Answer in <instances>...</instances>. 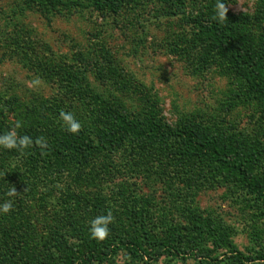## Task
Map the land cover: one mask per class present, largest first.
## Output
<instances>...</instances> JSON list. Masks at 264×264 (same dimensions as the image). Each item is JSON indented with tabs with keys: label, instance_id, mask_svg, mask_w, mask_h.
Masks as SVG:
<instances>
[{
	"label": "rangeland",
	"instance_id": "1",
	"mask_svg": "<svg viewBox=\"0 0 264 264\" xmlns=\"http://www.w3.org/2000/svg\"><path fill=\"white\" fill-rule=\"evenodd\" d=\"M39 1L0 0L5 127L19 120V134L31 128L50 135L55 129L53 143L64 133L73 139L59 113L73 112L82 134L97 109L82 92L91 90L131 121L155 117L170 128L187 122L205 137L230 142L240 159L254 156L248 163L264 184V109L247 96L227 56L212 51L188 22L215 16L216 0H183L181 9L160 0H125L114 10L92 7L90 0H59L88 7L50 10ZM224 2L228 17L247 18L244 33L264 61V0ZM77 73L81 79L70 81ZM34 77L43 83L30 88L26 82ZM146 147L130 139L116 151L72 153L38 164L0 148V204L13 200L12 211L0 213L5 253L50 260L62 252L56 241H67L72 250L82 246L76 231L98 249L120 238L121 230L139 228L147 236L143 247L160 242L187 252L157 263L120 252L115 264H204L201 256L222 257L225 242L245 255L264 254V208L256 195L214 161L193 156L195 167L175 163L179 153L172 141L152 145L162 153L158 159L145 157ZM10 186L17 197L6 195ZM109 210L115 218L109 237L92 239L91 220Z\"/></svg>",
	"mask_w": 264,
	"mask_h": 264
},
{
	"label": "trees",
	"instance_id": "2",
	"mask_svg": "<svg viewBox=\"0 0 264 264\" xmlns=\"http://www.w3.org/2000/svg\"><path fill=\"white\" fill-rule=\"evenodd\" d=\"M125 0H90L91 6L98 9L114 10ZM181 9L184 7L183 0H160ZM41 6L47 9L55 10L57 8L71 9L87 8L88 5L82 3H66L59 0H41ZM60 8V9H61ZM215 16L189 19L199 29L200 36L211 43V50L223 53L228 58V65L236 77L242 78L246 83L247 96L256 99L257 103L264 109V61L261 55L255 50L252 40L244 33V26L247 25L245 16L228 17L224 22H218ZM97 73H101L99 67L95 68ZM99 73V74H100ZM79 74L69 75L70 81H78ZM81 79V78H80ZM89 102L96 104L95 113L90 111L88 124L82 134H75V138L71 139V135L62 134L59 140L54 142L53 133L58 132L55 129L48 133L41 132V135L35 133L34 130L28 128L27 132H21L20 135H28L35 140L39 136H44L48 140V147L41 150L39 147L33 146L26 149L23 153L26 160L34 164L46 163L52 159L65 158L72 153H89V152H112L119 149L127 140L133 139L135 142L141 143L142 146L148 144V147L141 149L143 155L147 158H161L162 153L154 150L152 145L162 142L176 143L178 148V156H175V163L186 164L195 167L193 156L214 161L219 169L233 175L241 184L251 193L256 195L258 201L264 208V184L256 178L252 173V167L248 161L254 156L248 155L240 159L230 142L225 143L223 139L216 140L214 138L205 137L201 128L187 122H180L176 127L163 126L162 122L155 117L152 122L131 121L126 114H123L121 107L111 106L103 101L99 96L95 95L91 90L82 91ZM264 113V112H263ZM150 120V119H148ZM9 130L0 121V134ZM39 132L40 127L37 129ZM61 132V131H60ZM95 135V136H94ZM49 136V137H48ZM94 136V137H93ZM51 138V139H49ZM62 139V141H61ZM62 142V143H60ZM176 148V149H177ZM246 158V159H245ZM35 167V166H34ZM130 215L126 216V221L130 219ZM77 225V224H76ZM74 227V226H73ZM132 227V226H131ZM78 227H75V231ZM76 240L81 241L82 246L72 248L67 241L56 242L53 246L62 250L60 256L47 260L42 256H35L33 259L23 257L20 259L15 257V252L10 254L4 251L3 245L7 248V241L0 242V261L4 264H115L114 259L120 252H125L132 260L146 261L157 263L162 257L170 255L172 258H183L187 251L174 248L171 249L165 244L156 243L149 248L142 246L141 240L147 238L145 231L137 228L135 231L121 230V237L102 244L98 249L94 247V243H89L85 236L76 231ZM226 252L222 257L226 258L227 264H264V254L255 253L253 255H245L235 249L230 243H224ZM193 251V250H190ZM220 256L210 257L208 255L201 256L204 264H219L223 262Z\"/></svg>",
	"mask_w": 264,
	"mask_h": 264
},
{
	"label": "clouds",
	"instance_id": "3",
	"mask_svg": "<svg viewBox=\"0 0 264 264\" xmlns=\"http://www.w3.org/2000/svg\"><path fill=\"white\" fill-rule=\"evenodd\" d=\"M228 7L224 0H216L215 5V19L218 22H224L227 20ZM43 81L39 77H34L32 80L26 82L27 86L30 88L39 87ZM59 119L63 126L71 134H78L82 130V124L77 119L73 112L61 110L59 113ZM23 124L21 121L17 120L14 126L7 132L0 134V148L6 150H16L23 153L26 149L36 146L41 150L48 147V140L44 136H39L35 140L28 135H20L18 129L22 128ZM6 195L10 198L17 197L18 193L15 186H10ZM13 209V200L8 199L0 204V213L8 214ZM114 216L111 210L106 214L99 215L91 220L90 222V237L94 240L103 242L110 235L109 225L114 223Z\"/></svg>",
	"mask_w": 264,
	"mask_h": 264
}]
</instances>
